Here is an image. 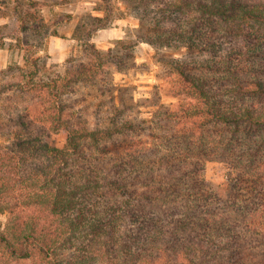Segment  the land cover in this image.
<instances>
[{"label": "trees", "instance_id": "obj_1", "mask_svg": "<svg viewBox=\"0 0 264 264\" xmlns=\"http://www.w3.org/2000/svg\"><path fill=\"white\" fill-rule=\"evenodd\" d=\"M118 1L138 40L194 54L170 60L176 102L147 116L117 104L107 81L131 43L102 52L75 35L63 72L42 73L15 37L25 64L0 83V264H264V0ZM46 3L0 0V18L43 39ZM81 87L110 93L106 115Z\"/></svg>", "mask_w": 264, "mask_h": 264}, {"label": "rangeland", "instance_id": "obj_2", "mask_svg": "<svg viewBox=\"0 0 264 264\" xmlns=\"http://www.w3.org/2000/svg\"><path fill=\"white\" fill-rule=\"evenodd\" d=\"M42 14L48 32L43 39L18 32L16 22L10 17L0 18V83L12 79L11 73L6 70L10 64L20 66L25 64V47L23 42L19 44L15 37L19 36L23 41L28 39L35 45L33 58H40L43 73L63 72L66 59L79 52L80 42L74 39L77 35L85 40L89 39L102 52L114 47L122 52L119 50L121 46L119 40L133 45V58L129 59L128 67L120 72L115 67L111 68L109 79L107 78L108 83L120 88V91H115L113 95L118 105H121L119 100L125 103L133 100L141 105L135 106L132 112L134 114L140 112L142 116H147V113L154 109L152 104L176 102L173 92L177 87V79L172 73L170 60L179 58L189 61L194 59V54L184 48H157L138 40L136 29L139 27V20L125 2L47 0L42 8ZM95 16L102 20L94 21L92 18ZM100 92L81 87L78 94L87 99L90 109H94L93 105L102 99L105 103L102 115H106L110 93L106 90V95L101 97ZM57 143L62 145L63 139L57 138ZM220 172V164L216 162L206 164V177L209 182L216 181ZM5 222L6 216L1 215V226L4 227Z\"/></svg>", "mask_w": 264, "mask_h": 264}]
</instances>
